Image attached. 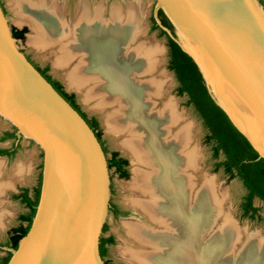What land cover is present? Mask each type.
<instances>
[{"label": "water", "instance_id": "water-1", "mask_svg": "<svg viewBox=\"0 0 264 264\" xmlns=\"http://www.w3.org/2000/svg\"><path fill=\"white\" fill-rule=\"evenodd\" d=\"M173 27L231 138L264 158L261 0H146ZM166 33L170 35L167 31ZM0 119L41 153L39 198L6 264H104L106 156L84 119L21 52L0 5ZM1 158V156H0Z\"/></svg>", "mask_w": 264, "mask_h": 264}, {"label": "bare ground", "instance_id": "bare-ground-1", "mask_svg": "<svg viewBox=\"0 0 264 264\" xmlns=\"http://www.w3.org/2000/svg\"><path fill=\"white\" fill-rule=\"evenodd\" d=\"M10 2L35 33L29 43L56 46L58 66L77 60L66 75L67 86L84 91V100L97 108L109 110L106 130L122 139L131 161V179L122 185L128 193L125 201L157 229L133 220L122 225L128 241L120 249L130 262L264 264V238L241 246L239 230L230 217L221 216L213 179L202 178L196 185L199 152L189 134L192 125L175 111L174 100L164 97L167 83L161 77L143 79L154 73L158 51L139 45L130 49L139 30L136 16L115 7L105 20L101 5L90 9L84 2L71 27L62 18V6L54 4L57 0ZM136 5L143 17L144 7ZM3 166L0 159V172ZM259 252L261 256H255Z\"/></svg>", "mask_w": 264, "mask_h": 264}, {"label": "rangeland", "instance_id": "rangeland-1", "mask_svg": "<svg viewBox=\"0 0 264 264\" xmlns=\"http://www.w3.org/2000/svg\"><path fill=\"white\" fill-rule=\"evenodd\" d=\"M0 2L9 25L15 29H26L23 38L18 40L21 52L27 56L35 66L40 69L45 67L47 69L46 74L52 80L57 81L64 92L73 94L76 105L86 117H94L97 120L100 139L107 151V157L110 152L114 151L119 157L126 160V178H118L113 169H109L108 171L109 203L118 210L119 215L114 216L112 212L108 210L104 223V231L101 236L103 238H112L111 243L105 245L103 260L108 261L110 264H133L130 262L129 257L121 252L122 247H125V242L128 241L125 228H123L122 225L129 222L131 223L133 220V223L143 225L146 229H153L155 231L157 229L147 222L140 215L138 210L125 201L128 193L122 185L126 184L131 179V161L128 154L121 146L122 139L106 130L104 116L106 113H109V110L104 108H101V110L99 107L97 108L93 101L84 100V91L80 92L74 87L69 88L67 86L65 82L66 75L77 64L75 58L71 59L67 64H63L64 66H58L56 63L57 61H55L57 57L56 46L48 43L47 45L40 47L36 44L29 43L28 38L35 34L33 29L30 28L28 24L20 21V16L16 14L14 5L10 0H0ZM84 2H86L90 9L101 5L100 7L103 9L102 19H109L112 8L119 7L122 12L128 10L129 13H132V15L134 14L136 16L133 17L134 21H136V19L140 21V23H138L139 30L136 32L137 37L135 36V39L131 42L132 45L130 46V49L139 45L143 48H145V46L152 47L158 51L155 56V61L157 62L155 71H153L154 73L147 77H143V79H150L155 76H159L158 78L161 77L160 79H163L164 82L167 83L164 97L171 100L173 99L174 106L176 107L175 111L186 119V123L192 125V128L189 127V134L192 136V142L193 144L195 143L199 152V160L197 162L198 172L194 175L196 185L199 186L202 178L204 179L206 177L213 179L215 192L220 193L221 196V198L220 196L218 198L220 200V205H222L220 206L221 216L227 218L230 217L229 219L232 225L236 230H239L241 235V238H239L241 246H243V244L249 239H255L256 237L264 238V203L254 199L252 201V206L256 209V216L252 219L242 217L239 208L240 202L245 193L242 184L235 178L227 180L221 171L215 173L212 172L213 160H211L210 157V149L208 145L203 143L205 135L203 125L192 107L188 105L187 98L183 95H177V82L173 74L167 69L168 56L165 46V37L159 35L158 29L152 28V23L150 21V17H153L151 13V2H147L146 0H57V3L54 4H57V7L59 8L62 6V18L65 20L67 19L72 27L77 20L79 5ZM261 2L264 7V0H261ZM135 3H137L138 7H144L145 13L143 14V17L139 16L137 13L136 8L134 7ZM92 17L94 16L91 15V18ZM64 42L58 44V46L61 48L64 47ZM157 105H160L159 101ZM5 132H14V129L8 123L0 119V148L13 149L14 151L10 157L0 158L4 165L0 172V258L5 255L3 248L6 247L5 243L9 230L18 225L19 222L17 217L19 215L27 213V209L14 197L19 193L21 188H26L29 191V196H31L32 189L38 184L42 158L39 149L26 139H17L15 137V139L3 140V134ZM256 255L259 257L261 256V253L259 252L255 254V256Z\"/></svg>", "mask_w": 264, "mask_h": 264}, {"label": "trees", "instance_id": "trees-1", "mask_svg": "<svg viewBox=\"0 0 264 264\" xmlns=\"http://www.w3.org/2000/svg\"><path fill=\"white\" fill-rule=\"evenodd\" d=\"M0 5L3 10L1 2ZM156 20H158L157 25L155 19L150 17L152 28L158 29L159 35L165 37V46L168 56L167 69L173 74L177 82V95H183L187 98L188 105L192 107L205 130L203 143L208 145L210 149V157L211 160H213L212 172L215 173L221 171L227 180L235 178L242 184L245 193L239 206L241 216L252 219L256 216V209L252 206V201L256 199L264 203V158H258L255 151L231 138L196 72L193 61L187 54L181 51L179 46L170 37L173 36L174 30L161 10L156 11ZM166 31L170 35H168ZM25 32V28L15 29L11 27V35L14 39H22ZM36 70L38 69L36 68ZM38 72L77 112V106L75 105L73 94L65 93L57 81L50 79L46 74V68L38 70ZM80 116L82 117L83 115ZM84 121L93 132L106 156L107 168L113 169L118 178H126V160L118 157L116 152H110L107 157V151L99 141L100 134L95 121ZM4 139H15L14 132H5L3 134V140ZM13 152V149L0 148V156L10 157ZM39 189L40 175L37 186L32 189L31 196H29V191L26 188H21L19 193L14 197L27 209V213L21 214L17 217L19 223L16 227L9 230L5 243L6 247L15 249L18 240L27 232L35 213L39 198ZM108 210H110L114 216L119 215L118 210L110 203ZM103 231L104 225L102 227V232ZM111 241V237L103 238L100 236L98 252L102 259L105 254V245L110 244ZM9 257L10 253L5 252V255L0 258V264H6ZM104 264L110 263L104 260Z\"/></svg>", "mask_w": 264, "mask_h": 264}, {"label": "flooded vegetation", "instance_id": "flooded-vegetation-1", "mask_svg": "<svg viewBox=\"0 0 264 264\" xmlns=\"http://www.w3.org/2000/svg\"><path fill=\"white\" fill-rule=\"evenodd\" d=\"M26 58L28 59V57L26 56ZM29 60V59H28ZM30 61V60H29ZM31 62V61H30ZM32 63V62H31ZM33 64V63H32ZM33 66L35 67V68H37L38 70H41L39 67H37V66H35L34 64H33ZM43 68H45V67H43ZM48 76V75H47ZM51 79V78H50ZM66 93V92H65ZM75 102V101H74ZM75 105H76V103H75ZM77 106V105H76ZM77 109V112L80 114V115H83L82 117L84 118V120H86V121H92V120H94L95 121V123H96V125H97V127H98V122H97V120L94 118V117H86L80 110H79V108H78V106L76 107ZM99 141H100V143H101V145L103 146V143H102V141H101V139L99 138ZM112 152H114V151H112ZM1 157H4V156H1ZM118 157H119V155H118ZM121 158V157H120Z\"/></svg>", "mask_w": 264, "mask_h": 264}]
</instances>
